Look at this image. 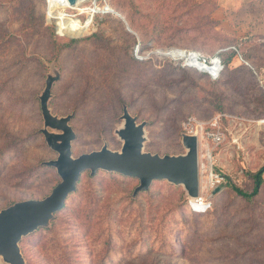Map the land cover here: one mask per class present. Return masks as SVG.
<instances>
[{
    "label": "rangeland",
    "instance_id": "1",
    "mask_svg": "<svg viewBox=\"0 0 264 264\" xmlns=\"http://www.w3.org/2000/svg\"><path fill=\"white\" fill-rule=\"evenodd\" d=\"M58 9L90 26L79 36L61 30ZM230 45L264 66V0H87L65 9L49 0H0V211L42 200L59 182L43 165L57 154L40 133L39 97L49 75L59 77L51 114L73 116L74 158L104 145L121 150L123 108L146 123V153L184 154L187 124L211 131L217 121L225 135L219 145L199 142L200 197L210 207L204 214L165 181L133 196L135 179L85 173L50 227L21 241L26 264H252L242 256L259 239L264 244V224L255 229L244 213L254 203L230 184L251 191L248 174L264 166L259 99L244 81L214 85L186 58H212Z\"/></svg>",
    "mask_w": 264,
    "mask_h": 264
},
{
    "label": "water",
    "instance_id": "2",
    "mask_svg": "<svg viewBox=\"0 0 264 264\" xmlns=\"http://www.w3.org/2000/svg\"><path fill=\"white\" fill-rule=\"evenodd\" d=\"M66 1L69 6H74L79 0ZM58 78L57 73L47 76L39 101L43 119L40 133L47 147L57 154L55 160L43 165L55 169L59 182L42 200L18 202L0 211V264H26L20 249L21 241L50 227L55 215L64 209L70 196L77 191L80 178L86 172L94 176L102 171L137 180L139 184L133 196L148 191L156 181L182 187L191 200L200 196L199 137L182 133L181 145L185 153L181 155L146 153L143 151L146 123H137V118L132 117L126 108L121 116L123 125L116 132L122 142L119 152L104 145L99 151L74 158L72 143L76 134L70 126L73 116H53L48 108L51 90Z\"/></svg>",
    "mask_w": 264,
    "mask_h": 264
},
{
    "label": "trees",
    "instance_id": "3",
    "mask_svg": "<svg viewBox=\"0 0 264 264\" xmlns=\"http://www.w3.org/2000/svg\"><path fill=\"white\" fill-rule=\"evenodd\" d=\"M63 34H68V33H63ZM68 35H71V34H68ZM72 36L73 35H71V37ZM71 43H75V42L71 41ZM141 46L145 47L144 45H141ZM231 46H233L235 50H231L230 49ZM235 46L230 45L229 48L227 47L218 55L223 65V70L220 73L219 79L216 81H212V82L214 85L216 84L217 86H225V88H228L231 85V83L233 84V83L238 82V84L240 85L241 81L246 82L247 83L246 85H249V87H251V90L255 93V95H257V98L259 99V103H260V106L258 109V114H259L262 111V95L260 93L258 86L256 85V82L252 78L251 72L248 70H245L244 68L234 69V70L228 69V65L231 63L233 58L240 55L238 54V48ZM237 77H241V80L238 81ZM221 92L225 93V91H221ZM221 94L223 93H220L218 97V102H217L218 104L216 105L217 110L220 112L223 111V108H224L223 101L226 98L225 95H221ZM250 108H253L254 110V104H251ZM253 112H255V110ZM263 175H264V166L260 168L257 172L248 174V177H250L253 181V188L251 191H244L230 184L231 189L235 192L237 197L244 199V201L254 203V205L253 204L250 205L249 212L248 213L244 212V213L248 214L250 218H253L252 221L254 222V224H256V226H254L256 230L260 229L263 226L262 224H264V178H263ZM259 232L261 233V236H263L262 231H259ZM254 243L256 244L260 243L258 248L255 249L252 247L251 248L252 251L249 252L250 256L248 257L247 256L248 253H246L245 251L242 257L244 261H247L249 259V261L252 264H264V244L261 242L260 239Z\"/></svg>",
    "mask_w": 264,
    "mask_h": 264
},
{
    "label": "built area",
    "instance_id": "4",
    "mask_svg": "<svg viewBox=\"0 0 264 264\" xmlns=\"http://www.w3.org/2000/svg\"><path fill=\"white\" fill-rule=\"evenodd\" d=\"M194 56L195 55L191 53L187 55L186 58L188 67H196L199 65L203 68L204 73L207 74L211 80L216 81L219 79L220 73L223 70V65L218 56L212 58H205L200 55H196V57ZM211 126L212 130L206 131L203 130V127L200 124H187L185 126L184 133L189 135H197L199 137V142L201 138H205L210 140L214 145H219L224 140L223 135L220 133L216 123L212 124ZM188 207L193 213L197 214H204L210 208L209 203L203 201L200 196L195 200L189 199Z\"/></svg>",
    "mask_w": 264,
    "mask_h": 264
},
{
    "label": "crops",
    "instance_id": "5",
    "mask_svg": "<svg viewBox=\"0 0 264 264\" xmlns=\"http://www.w3.org/2000/svg\"><path fill=\"white\" fill-rule=\"evenodd\" d=\"M237 57H240V56H237ZM237 57L233 58L231 63L228 65V69L234 70V69L244 68L245 70H248L251 72L252 78L256 82V85L258 86L260 93L262 95V116L258 120L257 125L259 124V127L261 126V129L264 130V66H255L252 64V62L247 61L241 57L238 59ZM216 124H217V121H216ZM243 125L245 126L244 122H243ZM220 133H222L223 138L225 140L224 132L220 131ZM263 178H264V176H263Z\"/></svg>",
    "mask_w": 264,
    "mask_h": 264
},
{
    "label": "bare ground",
    "instance_id": "6",
    "mask_svg": "<svg viewBox=\"0 0 264 264\" xmlns=\"http://www.w3.org/2000/svg\"><path fill=\"white\" fill-rule=\"evenodd\" d=\"M55 7L61 8V9H65L68 5L66 0H49ZM87 0H79L78 2H76V4L74 6H69V7H77L78 4H81L83 2H86ZM58 16L56 18L57 22V26L63 30V31H68L71 32L72 34H74L75 36H79L81 35L90 25L89 22L87 21L86 24L83 25H78L66 18H64L63 14L60 13V10H57ZM174 56L179 55V53H172ZM196 57L197 54H194ZM181 57H186V54L182 53L180 55ZM179 57V56H178Z\"/></svg>",
    "mask_w": 264,
    "mask_h": 264
}]
</instances>
